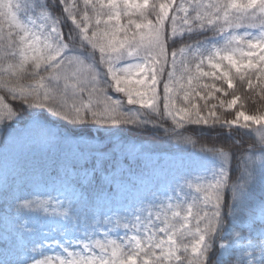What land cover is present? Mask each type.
Listing matches in <instances>:
<instances>
[{
    "label": "snow or ice",
    "instance_id": "1",
    "mask_svg": "<svg viewBox=\"0 0 264 264\" xmlns=\"http://www.w3.org/2000/svg\"><path fill=\"white\" fill-rule=\"evenodd\" d=\"M0 264H264V0H0Z\"/></svg>",
    "mask_w": 264,
    "mask_h": 264
},
{
    "label": "trees",
    "instance_id": "2",
    "mask_svg": "<svg viewBox=\"0 0 264 264\" xmlns=\"http://www.w3.org/2000/svg\"><path fill=\"white\" fill-rule=\"evenodd\" d=\"M255 100H256L255 103H251L250 100H249V102L246 103V106H248V108H250V109L260 107L261 104H259L260 103L259 102V99L258 98H255ZM161 147L164 148L165 150H167V146L162 145Z\"/></svg>",
    "mask_w": 264,
    "mask_h": 264
},
{
    "label": "rangeland",
    "instance_id": "3",
    "mask_svg": "<svg viewBox=\"0 0 264 264\" xmlns=\"http://www.w3.org/2000/svg\"><path fill=\"white\" fill-rule=\"evenodd\" d=\"M249 102V101H248ZM250 102L251 103H253V101L252 100H250ZM260 102V101H259ZM240 102H238V104H239ZM262 102H260L259 104H261ZM250 106V105H249ZM259 107H257V108H253V109H250V108H248V106H246L245 105V111L248 113V114H252V113H254L257 109H258Z\"/></svg>",
    "mask_w": 264,
    "mask_h": 264
}]
</instances>
